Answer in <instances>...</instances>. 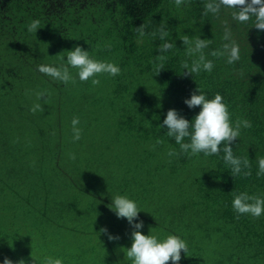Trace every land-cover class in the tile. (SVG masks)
I'll return each instance as SVG.
<instances>
[{
	"label": "trees",
	"instance_id": "trees-1",
	"mask_svg": "<svg viewBox=\"0 0 264 264\" xmlns=\"http://www.w3.org/2000/svg\"><path fill=\"white\" fill-rule=\"evenodd\" d=\"M207 2L185 0L177 7L173 0H0V261L42 264L51 255L64 264H106L98 260L101 244L86 249L75 244L80 231L61 222L63 211L52 198L64 192L90 195L83 182L92 186L87 166L99 156L119 176L103 182L108 191L126 195L134 184L145 201L156 200V208L195 222L194 234L200 230L214 239L225 256L219 263L264 264V215L238 216L231 207L233 193L264 196V176L257 177L255 160L264 156V30L252 26L254 18L234 21L233 9L202 15ZM33 19L39 28L29 32ZM162 26L175 47L160 60ZM226 27L239 45L240 59L233 64L223 54ZM184 35L210 40L204 51L213 61L211 72L185 74L182 64L190 58L180 39ZM76 45L94 59L118 64L119 75L101 74L95 85L90 79L64 84L37 71L41 64L59 66ZM70 71L75 76L76 70ZM198 86L209 98L221 94L232 121L251 122L231 142L234 156L248 159L235 177L222 152L166 155L169 149L179 152V145L159 126L169 109L189 120L197 114L199 106L189 109L183 101ZM74 117L81 129L77 141ZM33 148L40 156L31 187L27 164ZM76 154L85 157L82 165H68L67 160H79ZM38 194L44 206L55 208L44 212L42 204L35 206L32 198ZM95 214L89 225L96 224ZM102 225L106 228V221ZM95 234L100 235L87 231L85 240L93 241Z\"/></svg>",
	"mask_w": 264,
	"mask_h": 264
},
{
	"label": "clouds",
	"instance_id": "clouds-1",
	"mask_svg": "<svg viewBox=\"0 0 264 264\" xmlns=\"http://www.w3.org/2000/svg\"><path fill=\"white\" fill-rule=\"evenodd\" d=\"M173 2L177 7H181L185 0H173ZM222 8L233 9L232 19L238 23L246 24L254 18L252 26L264 30V0H208L204 4L202 15L217 14ZM38 25L39 20H31L27 25V31L36 32L39 28ZM168 35L169 31L162 26L159 38L164 42L158 45L160 60L165 59V54L175 47V41L165 39ZM231 36L230 29L226 27L223 35V39L226 41L223 45V54L228 64H233L240 59L239 45ZM180 39L183 41L185 55L190 58V62L186 59L182 64L183 69L187 70L185 74L194 76L201 71L211 72L213 61L207 58L204 51L209 47L210 40L188 35H184ZM104 46L110 47L111 45L105 44ZM209 55L214 56L215 52H211ZM61 61L59 66L38 65L37 71L64 84L75 83L76 79L82 82L90 79L93 85L99 83L97 78L99 75L117 76L121 71L119 65L112 61L94 59L90 55V51L80 45L67 50L66 55L61 57ZM162 67L163 65L159 67L158 72ZM70 69L76 70L75 76ZM183 102L189 109L199 106V111L191 120L185 118L176 109L167 111L159 128L166 127V134L179 145V152L169 149L166 153L167 157L171 159L181 154L188 156L202 154L207 157L222 152L223 160L229 166L233 177L241 173L242 167L247 168L248 159L242 161L234 156L231 142L241 138V129L251 128V122L247 119L232 121L221 94L216 93L209 98L199 86ZM71 125L72 139L77 141L81 137V129L78 127L79 119L74 117L71 120ZM255 160L257 177L264 176V156L256 155ZM108 207L118 219L124 218L132 228L130 247L121 246L124 261H130V264H166L168 261H171L172 264H179L181 251L187 256L189 246L181 236L168 234L160 237L153 234V228L149 230L148 234L142 233L143 221L138 219L141 209L133 198L122 194L111 195V203ZM231 207L238 216L247 214L259 218L264 215V196L249 195L246 192L233 193ZM100 232L107 233V229L102 227ZM107 236L110 241L120 238L118 234L112 233H107ZM0 264H14V262L5 257L3 261H0ZM15 264H25V261L20 259ZM42 264H64V260L59 256L47 255L42 258Z\"/></svg>",
	"mask_w": 264,
	"mask_h": 264
},
{
	"label": "rangeland",
	"instance_id": "rangeland-1",
	"mask_svg": "<svg viewBox=\"0 0 264 264\" xmlns=\"http://www.w3.org/2000/svg\"><path fill=\"white\" fill-rule=\"evenodd\" d=\"M98 115L105 116L106 114L103 112ZM103 127V125L100 126L102 130L104 129ZM28 152L30 155V162L27 164V175H29L28 177L31 181V187H34V182L38 178L34 174V171L38 168V166L35 167L34 164L39 160L40 152L36 151L34 148L32 150H28ZM71 153L72 151H67V155H71ZM76 155L79 158L76 163L68 160L66 163L68 165H82L81 163H83L85 157L78 154ZM92 158L93 159L87 166L89 168L88 178L92 180V186L89 187L86 182H83V186L89 191L92 190V193L90 195H77L72 192H64L62 193V196L56 194L52 198L54 201L59 203L55 206H61L60 208L63 211L61 216V219L63 220L61 222L71 226L72 228L77 227V230L80 231L77 233L76 239L74 240L76 242L75 244L81 248L84 247L85 249L92 248V245L90 246V244H101L100 248H97V254L99 255L98 260L103 258L106 264H113V262L116 264H130V261H124V253L121 251V246L130 247L132 228L124 218L118 219L114 212L108 207L111 201V195H116V193L114 191H108L103 186V182H105V180H112L115 182L119 178L116 170L114 169L116 167L103 166V162H101L102 160L99 156ZM46 166L48 167V163ZM121 172L123 176L127 173L124 169H121ZM136 175L137 173L132 174L130 179L136 178ZM31 178L33 180H31ZM130 179L128 181L132 184ZM130 186L131 187L128 186L127 188L126 195L133 198L137 202L138 207L141 209L138 213V219L143 221V227L141 229L143 234H148L149 230L153 228V234L160 237L168 234H176L185 239L189 246V252L186 256L185 253L181 251V260L179 264H222L219 262H221L225 256L222 257L215 240L209 236H205L204 233L200 232V230L194 234V227L196 230L198 227L195 222V225L193 226V224L185 217L178 214H172V211L166 207L165 209L156 208L158 207L156 200L149 198L145 201V198L140 193V188L134 184ZM30 191L31 193L35 192L36 194V190L30 189ZM93 193H95L98 198H95ZM42 195L43 194H38L36 197L32 198L35 202V206L42 204L44 212L52 211L55 206L52 204L44 206L41 198ZM164 204L165 201L163 202V205ZM92 213H99L95 214L94 217L97 219V225H89L91 224L90 214ZM104 221H106L107 224V233H112L114 235L118 234L120 237L118 240L110 241L108 240L107 233L100 232V229L105 226L102 225ZM98 225L100 226V229L97 230ZM87 231L92 233L99 232L100 235L95 234L92 237L93 241L90 242L89 239L85 240ZM100 239L103 243L97 241ZM226 256H228V253ZM97 263H101V261H98ZM166 264H172V262L168 261Z\"/></svg>",
	"mask_w": 264,
	"mask_h": 264
}]
</instances>
